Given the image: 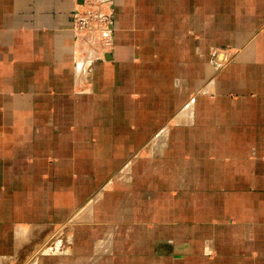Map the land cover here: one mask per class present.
I'll return each instance as SVG.
<instances>
[{
  "label": "crops",
  "instance_id": "1",
  "mask_svg": "<svg viewBox=\"0 0 264 264\" xmlns=\"http://www.w3.org/2000/svg\"><path fill=\"white\" fill-rule=\"evenodd\" d=\"M109 1L87 79L84 0H0V264H264V0Z\"/></svg>",
  "mask_w": 264,
  "mask_h": 264
},
{
  "label": "built area",
  "instance_id": "2",
  "mask_svg": "<svg viewBox=\"0 0 264 264\" xmlns=\"http://www.w3.org/2000/svg\"><path fill=\"white\" fill-rule=\"evenodd\" d=\"M113 8L109 0H84L72 11L71 33L74 40L75 62L90 65L110 54ZM226 59V55L223 56Z\"/></svg>",
  "mask_w": 264,
  "mask_h": 264
},
{
  "label": "rangeland",
  "instance_id": "3",
  "mask_svg": "<svg viewBox=\"0 0 264 264\" xmlns=\"http://www.w3.org/2000/svg\"><path fill=\"white\" fill-rule=\"evenodd\" d=\"M112 37H113V39H112L113 43H112V48H111L112 50L110 52L113 51L114 46H115L113 30H112ZM75 50H76V48L74 46V40H73V61H74L75 67H76V71H77V73H79V76H84L85 78L88 79L90 77V74L92 73V71L94 69V64L98 61H103V60H95L90 65V70H88L89 65H87L86 63L75 62V58H74ZM220 53H221V55H220ZM236 54H237V49L232 48V47H223V48L214 47L210 50V57H211L212 61L215 63L216 69L223 68L225 65H228L229 63H231ZM216 55H217V57H216ZM224 55H226V57H227L226 59L223 58Z\"/></svg>",
  "mask_w": 264,
  "mask_h": 264
},
{
  "label": "bare ground",
  "instance_id": "4",
  "mask_svg": "<svg viewBox=\"0 0 264 264\" xmlns=\"http://www.w3.org/2000/svg\"><path fill=\"white\" fill-rule=\"evenodd\" d=\"M223 53V52H222ZM220 55H221V53H220ZM216 57H217V55H216ZM222 58V57H221Z\"/></svg>",
  "mask_w": 264,
  "mask_h": 264
}]
</instances>
